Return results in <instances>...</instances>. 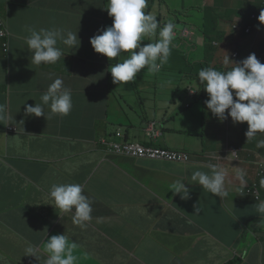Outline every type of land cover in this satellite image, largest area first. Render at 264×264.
Returning a JSON list of instances; mask_svg holds the SVG:
<instances>
[{"label": "crops", "instance_id": "0c3cea01", "mask_svg": "<svg viewBox=\"0 0 264 264\" xmlns=\"http://www.w3.org/2000/svg\"><path fill=\"white\" fill-rule=\"evenodd\" d=\"M95 1L88 13L98 15L93 23L105 24L108 0ZM79 12L67 0H0V14L16 35L10 56L0 37V264L37 262L52 233L81 248L73 249L74 264H92V257L96 264H227L234 253L237 264H264V225L254 222V202L238 196L240 185L258 180L264 162L259 140L250 144L245 136L247 123L234 124L230 117L221 122L206 108L203 89L192 95L198 74L177 89L169 77L155 81L142 69L134 81L116 84L119 93L111 96L105 65L121 62L123 54L109 60L93 48L89 53L93 35ZM29 28L78 31L81 45L72 50L58 42L71 50L68 59L38 69L25 42ZM53 75L64 76L75 93L71 112L47 120L26 116V105L41 103ZM118 129L129 141L185 150L192 161L112 155L100 141ZM150 130L158 136L151 138ZM209 164L224 171L226 197L188 184L194 171L207 172ZM176 180L189 188V199L173 193ZM68 183L81 184L92 201L86 227L73 224L72 213L48 197L53 184ZM29 245L37 249L35 256L26 253Z\"/></svg>", "mask_w": 264, "mask_h": 264}, {"label": "clouds", "instance_id": "9594fccd", "mask_svg": "<svg viewBox=\"0 0 264 264\" xmlns=\"http://www.w3.org/2000/svg\"><path fill=\"white\" fill-rule=\"evenodd\" d=\"M149 2L151 3L149 4ZM255 5L258 7L251 17H249L250 21H259L261 25H264V1ZM148 7H154L152 0H108L105 8L107 11L106 23L109 22L112 25L99 31L98 34L90 38V43H87L89 53L93 48L95 53L106 56L109 60L122 54H127L122 62L111 64L107 69V90L111 96L116 95L114 91L116 84L125 85L130 81H134L142 69H147L150 73L159 72L163 64L168 61L171 54L172 42L183 37L176 32V25L172 20L168 22L164 21L163 27H160L156 19L157 16L145 13L144 9ZM108 18H112V21H108ZM234 21L232 31L241 30L240 24H244L246 35L254 31H257L256 39L260 35L258 26L253 27L249 23L245 24V20L241 17H235ZM191 27L193 28L194 26H186V28H189V31H191ZM158 28L159 31L157 33ZM28 32L29 35L25 38V42L27 49L32 53L30 58L31 64L37 65L36 68L38 69L43 66L58 65L66 55L71 54V50L58 47V42L72 50H78L81 45L78 31L65 32L60 28H40L39 30L29 28ZM193 32L195 35L197 31L193 30ZM154 36L158 37L155 42H153ZM198 36L203 38L204 43L206 42L202 35L198 34ZM0 37L3 40L4 53L10 56L12 54V43L16 39V35L12 33L9 23L3 19L1 14ZM184 37L189 38V36ZM146 38L150 41L149 43L145 41ZM225 40L228 41V39ZM255 42L256 40L252 42L250 48L237 46L232 53V59L236 63L232 62L234 67L231 70L219 71L211 68L213 64L230 61L229 57L227 58L228 53L223 57L216 56L215 53L214 57L208 60L209 63L205 59L198 61L197 66H200L198 70L199 85L193 86L190 89V92L194 96L201 95V89L207 93L206 108L221 122L227 120L229 117L234 124L246 122L248 125V130L245 133L247 140L254 138L258 132L264 133V48H255ZM204 43L197 45L204 46ZM217 45L216 42L215 46ZM233 45L234 43L232 42L230 46ZM202 63L210 65L204 67ZM107 64H109V61H107ZM72 99H75V93L69 88L66 78L64 76L53 75L52 83L41 95V103H35L34 106L26 105L25 115L36 118L44 117L46 120L52 115L67 116L71 112L73 105H75V102L72 103ZM45 108L48 109L47 113ZM3 111L4 106L0 105V113ZM11 130L17 131L16 128H11ZM118 133H122L123 137H118ZM158 134L157 130L149 131L151 138H156ZM104 140L116 142L120 140L121 144H124V142H134L129 141L121 129L113 132L110 137L102 138L100 144L110 154L119 157L128 156L114 153L104 144ZM257 147H260L264 151V140H259ZM161 148L189 154V162L175 164H188L192 161V154L185 150L169 147ZM207 167L209 169L207 172L194 171L190 177L193 183L188 184H197L214 196L220 198L226 197L228 192L225 188L224 171L215 164H209ZM259 167L258 180L252 185H240L238 196L254 202L253 210L258 215L254 219V222L264 225V162ZM244 177L245 174L243 172L237 173V179L241 184L246 183ZM172 187L174 189L173 193L179 194L181 199L187 200L190 198L189 188L185 186L182 180H176L172 184ZM83 193V186L79 183L53 184L49 190L48 197L53 201L56 208L65 213H72L74 224L86 227L87 222H90L93 218V209L92 201ZM195 211L198 212L197 206H195ZM76 247L75 242H72L69 246V238L65 234L56 235L52 233L46 242V253L38 258L37 262H31V264H74L76 257L73 255V249ZM25 251L28 256H35L37 249L29 245ZM238 258H240L239 254L234 253L233 259L228 263L234 259L239 262L240 259ZM105 262L109 264L108 259ZM141 264H144V260Z\"/></svg>", "mask_w": 264, "mask_h": 264}, {"label": "rangeland", "instance_id": "374dc122", "mask_svg": "<svg viewBox=\"0 0 264 264\" xmlns=\"http://www.w3.org/2000/svg\"><path fill=\"white\" fill-rule=\"evenodd\" d=\"M69 2L71 10L75 7L81 9L83 13L79 12L81 16L79 18L82 19L87 25H90V33L95 36L98 34L99 31L106 29L107 27L111 26L112 23H106V24H95L93 23L96 18V15H92L88 13V10L90 7L97 2L95 0H86L88 3L87 4H82V0H67ZM153 1V0H152ZM250 2L254 4H260L264 0H249ZM196 2V1H194ZM91 3V4H89ZM151 2H149L150 4ZM154 3V2H153ZM192 4L191 0H157L156 3H154V7L150 8L148 7L147 9L145 8L144 11L145 13H150L153 14L154 16H160V14H164V16H168V19H165V21L172 20L174 23V19L171 14L175 15L176 9L175 7L178 8H184V7H189ZM216 4V0H205L203 7H213ZM228 8L235 7V2L229 1ZM224 9V8H223ZM238 9H243L245 11L249 10L248 6V0H241L238 3ZM21 13V16L16 19V22H18L23 16ZM30 14H26L25 17H29ZM233 17V21L230 22L229 19H221V23L223 24V30L225 32V38H218L215 42H217V46L215 49L216 56H225L226 53H228L227 58L229 57V60L227 63H216L213 64L211 68L219 70V71H226V70H231L234 67L233 63H236L232 59V53L233 51L237 48L236 45L230 46L231 45V40H225L227 37H230L232 34V24L235 23ZM108 21H112V18H108ZM192 22L196 23H201L202 22V13H199V11L195 12L194 17L191 19ZM249 24H251L253 27L258 26L260 29V35L256 39V42L254 43L255 48L257 49H262L264 48V25H261L259 21H250V19L247 21ZM30 25V24H28ZM192 28V27H191ZM189 28H186L184 25H176V32L180 35L183 36L182 38L177 39L175 42H172L171 46V54L168 58L167 63L163 64L159 72L156 73H150L148 72V76H152L155 81H166L164 77H169L170 82H172L177 89L182 86L184 83H192L195 81V77L199 73L200 66L198 67V70L196 69L197 64L199 63L198 61H203V59L208 60L211 58L209 55L208 50H206V46L203 41V38L198 36L194 31H197V27H193L191 31L188 30ZM159 29H157L158 33ZM175 32V33H176ZM184 36H189L191 40L188 37ZM174 37H176L174 35ZM157 36L153 37V42L157 39ZM236 41L240 42L238 39ZM263 41V42H262ZM204 43V46H196L195 44H202ZM142 44V43H141ZM215 44V43H214ZM143 45V44H142ZM226 50V51H225ZM88 51H86L87 53ZM85 53V54H86ZM127 55L126 53L123 54V56H120V60L126 58ZM68 59V57L66 58ZM227 60V59H226ZM91 61V60H88ZM233 62V63H232ZM109 64H106L105 67L106 69L109 68ZM116 93H119L118 89L114 90ZM178 93V91H177ZM179 96H186V94L183 93V91H180L178 93ZM235 99V98H234ZM248 128V127H247ZM264 133L258 132L254 138L249 140V143H253L257 140H260L263 137ZM118 143H121L120 140H117ZM74 224V223H73ZM69 238V237H68ZM72 241L69 239V246L71 245ZM76 249H81L80 247H76ZM82 255V252L80 253ZM92 257V256H91ZM132 258V256H131ZM86 259V258H85ZM84 259V260H85ZM88 260L91 261L92 264H96L97 260L92 257V258H87ZM156 263L158 261H155ZM159 263V262H158ZM235 264H237V261H235Z\"/></svg>", "mask_w": 264, "mask_h": 264}, {"label": "trees", "instance_id": "16d2710c", "mask_svg": "<svg viewBox=\"0 0 264 264\" xmlns=\"http://www.w3.org/2000/svg\"><path fill=\"white\" fill-rule=\"evenodd\" d=\"M229 1L235 2V7L228 8L227 5ZM240 1L241 0H216V4L213 7H203L205 0H191L192 4L189 7H175V15H171L175 21V25H191L197 27L198 34L202 35L205 38V46L207 47L206 50H208L209 55L211 56L210 59H212L216 53V46L214 44L216 43L215 41L218 38H224L225 36L221 19H229L230 22H232L233 17H241L245 20V24H247V21L250 19L249 17H251L252 13L258 7L248 0V11L238 9V3ZM153 2L156 3V0H153ZM197 11H199V13H202L201 23L191 21V19L195 15V12ZM168 18L169 17L164 16V14H160V16L156 17L160 27H163V22ZM244 26V24H240L241 30H233L232 34L227 39L231 40V42H233L236 46L248 48V45L256 40L257 31L246 35ZM236 39H238L240 42L236 41ZM145 41H147L148 43L150 42L148 41V38H146ZM196 46L198 45L196 44ZM202 65L205 67L210 64L202 63ZM235 261L236 259L228 264H235Z\"/></svg>", "mask_w": 264, "mask_h": 264}, {"label": "built area", "instance_id": "2783aa9c", "mask_svg": "<svg viewBox=\"0 0 264 264\" xmlns=\"http://www.w3.org/2000/svg\"><path fill=\"white\" fill-rule=\"evenodd\" d=\"M118 137H123V134L118 133ZM104 144L114 153H120L137 159L160 160L172 163H187L190 161L189 154L167 148L146 146L134 142H124V144H121L116 141L107 140H104Z\"/></svg>", "mask_w": 264, "mask_h": 264}]
</instances>
